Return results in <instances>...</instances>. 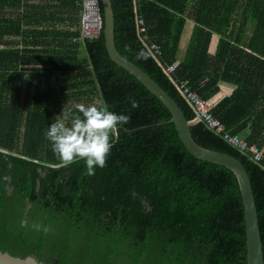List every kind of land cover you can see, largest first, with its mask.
Here are the masks:
<instances>
[{
	"label": "trees",
	"instance_id": "16d2710c",
	"mask_svg": "<svg viewBox=\"0 0 264 264\" xmlns=\"http://www.w3.org/2000/svg\"><path fill=\"white\" fill-rule=\"evenodd\" d=\"M112 3L117 49L171 95L189 121L197 114L163 67L177 61L186 19L195 21L177 76L206 100L220 80L237 85L213 104V113L264 156V0ZM80 12L81 0H0V250L48 264H247L236 176L189 154L168 109L110 59L102 28L86 46L72 41ZM213 34L220 39L211 56ZM151 43L161 47L159 59ZM245 49L254 52L247 71L239 67ZM188 65L193 71L180 76ZM74 103H107L131 117L114 130L106 165L94 175L83 161L61 165L44 136ZM190 129L198 144L246 167L264 250V159L253 161L203 122Z\"/></svg>",
	"mask_w": 264,
	"mask_h": 264
},
{
	"label": "water",
	"instance_id": "95a60500",
	"mask_svg": "<svg viewBox=\"0 0 264 264\" xmlns=\"http://www.w3.org/2000/svg\"><path fill=\"white\" fill-rule=\"evenodd\" d=\"M99 9L102 8L104 42L110 59L119 67L126 70L143 84L171 113L169 123H173L179 138L190 155L198 160L225 167L232 171L237 178L244 207L246 226L247 264H264V250L259 225L258 209L249 173L244 164L236 157L225 152L212 150L198 144L192 136L190 127L197 120L189 121L180 105L169 95L146 71L125 58L117 49L115 42V14L112 0H98ZM0 264H48L39 261L35 256L19 257L0 250ZM60 264V263H54Z\"/></svg>",
	"mask_w": 264,
	"mask_h": 264
},
{
	"label": "clouds",
	"instance_id": "9594fccd",
	"mask_svg": "<svg viewBox=\"0 0 264 264\" xmlns=\"http://www.w3.org/2000/svg\"><path fill=\"white\" fill-rule=\"evenodd\" d=\"M129 103L133 109L139 106L132 97H129ZM130 119V115L112 110L107 103H74L70 108L63 107L58 118L48 125L44 136L61 165L83 161L86 173L94 175L97 168L106 165L117 139L114 130L126 125Z\"/></svg>",
	"mask_w": 264,
	"mask_h": 264
},
{
	"label": "built area",
	"instance_id": "2783aa9c",
	"mask_svg": "<svg viewBox=\"0 0 264 264\" xmlns=\"http://www.w3.org/2000/svg\"><path fill=\"white\" fill-rule=\"evenodd\" d=\"M138 30L144 34L146 27L141 17H138ZM101 26V16L98 0H81V12L79 21V35L73 37L72 41L75 43H81L86 46L90 39L95 38L99 33ZM142 38L145 40L147 36L144 34ZM149 49L152 54L158 59L162 56V49L156 43H151ZM164 72L170 77V80L174 83L180 94L194 108L197 117V122H203L209 129L216 134L220 135L228 144L234 147L236 150L248 154L255 162H261L264 159L263 151L257 145H250L245 138L237 134H232L222 122L213 113V103L204 99L200 94L192 90L188 81L181 79L176 74V64H170L163 67Z\"/></svg>",
	"mask_w": 264,
	"mask_h": 264
},
{
	"label": "crops",
	"instance_id": "0c3cea01",
	"mask_svg": "<svg viewBox=\"0 0 264 264\" xmlns=\"http://www.w3.org/2000/svg\"><path fill=\"white\" fill-rule=\"evenodd\" d=\"M195 27H196L195 21L191 18H187L184 28H183V32L181 34V38H180V42H179V46L177 50V55H176L177 61L175 64L179 65L187 57ZM233 30L234 28L231 27L228 34L231 35ZM252 30H253V23L251 22L250 26H248L247 28V32L245 33L244 39L246 42H248L250 35L252 34ZM219 39H220L219 34H213V37L211 39V43L209 46V53L211 56H214L217 51ZM253 56H254V52H251L248 49L244 50L241 62L239 64V67L243 71H247L249 69ZM192 71H193L192 67L188 65L182 70H180V76L186 77ZM236 88H237V85H235L234 83L220 80L218 84V90L213 93L209 101H211L213 104L218 103L224 97L231 95L235 91Z\"/></svg>",
	"mask_w": 264,
	"mask_h": 264
}]
</instances>
